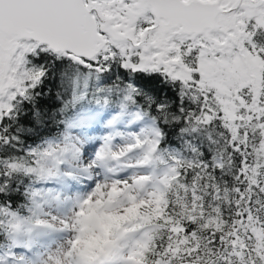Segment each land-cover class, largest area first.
<instances>
[{
  "label": "snow or ice",
  "instance_id": "obj_1",
  "mask_svg": "<svg viewBox=\"0 0 264 264\" xmlns=\"http://www.w3.org/2000/svg\"><path fill=\"white\" fill-rule=\"evenodd\" d=\"M0 264H264V0H0Z\"/></svg>",
  "mask_w": 264,
  "mask_h": 264
},
{
  "label": "rangeland",
  "instance_id": "obj_2",
  "mask_svg": "<svg viewBox=\"0 0 264 264\" xmlns=\"http://www.w3.org/2000/svg\"><path fill=\"white\" fill-rule=\"evenodd\" d=\"M144 203L145 201L141 200L139 204H135L129 208L123 216L112 214L96 215L95 208L99 204V200H97L96 204L91 206L89 212V217L92 218L93 223L91 225H85L87 229L86 238L79 241L80 254L88 259L93 258L108 242V236L113 228L119 227L124 220L134 219L139 215H143V213L139 211V208L140 205ZM156 207L160 208V205L157 204ZM152 211L155 214L157 213L155 208ZM83 230L84 229H82V231Z\"/></svg>",
  "mask_w": 264,
  "mask_h": 264
},
{
  "label": "trees",
  "instance_id": "obj_3",
  "mask_svg": "<svg viewBox=\"0 0 264 264\" xmlns=\"http://www.w3.org/2000/svg\"><path fill=\"white\" fill-rule=\"evenodd\" d=\"M160 211H163V209H161ZM155 215L156 216H159L160 215V212H157Z\"/></svg>",
  "mask_w": 264,
  "mask_h": 264
}]
</instances>
